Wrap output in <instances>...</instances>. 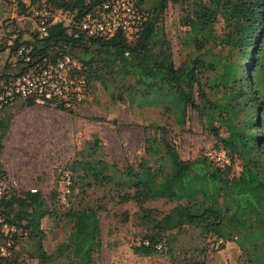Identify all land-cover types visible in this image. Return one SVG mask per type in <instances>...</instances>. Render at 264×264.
<instances>
[{
  "label": "trees",
  "instance_id": "obj_1",
  "mask_svg": "<svg viewBox=\"0 0 264 264\" xmlns=\"http://www.w3.org/2000/svg\"><path fill=\"white\" fill-rule=\"evenodd\" d=\"M30 1L33 5L34 0ZM103 1L43 0L52 15L47 35L38 37L36 27L19 29L13 25L10 33L14 35L8 44L7 37L3 39V47L17 63L12 72L0 75V81L42 65V58L54 62L68 55L80 66L74 75L85 80L79 105L88 97L90 81L99 79L106 85L114 76L132 77L143 102L160 103L162 111L179 126L187 109L195 111L201 127L213 137L208 148L225 150L229 163L215 167L204 153L180 159L163 136L150 135L143 139V151L160 164L142 159L135 166L126 164L117 169L114 163L94 156L100 141L92 135L86 151L66 163V198L71 196L73 203L68 205L67 199L65 209L56 207L64 174L49 197L37 189L7 187L0 195L1 223L32 240L39 264L60 257L62 264H93V253L100 247L98 216L96 207L83 206L81 195L92 187L111 186L114 193L108 199L115 203L133 201L142 211L140 219L146 222L149 232L133 247L134 252L149 255L162 251L171 264H200L184 257L179 263L169 244L172 230L192 226L203 238L220 239L218 249L224 242H232L248 252L251 264H264V0H134V7L144 16L137 33L130 37L119 32L110 37L84 36L77 29L80 18ZM167 1L185 3L180 25L190 34L197 51L176 66L160 25ZM14 3L17 14L32 15L20 0ZM216 23L221 24L220 31L215 29ZM73 31H77L76 36ZM21 45L28 50L17 55ZM206 71L214 78H203ZM24 103L31 105L33 99L26 98ZM6 129L7 120L0 118V139ZM234 163L238 165L236 174L231 173ZM155 200L171 206L164 212L143 207ZM48 217L71 223L66 240L50 253L42 247L40 227V220ZM121 220H126V214ZM15 237L13 233L11 238ZM13 261L15 258L0 255V264Z\"/></svg>",
  "mask_w": 264,
  "mask_h": 264
},
{
  "label": "rangeland",
  "instance_id": "obj_2",
  "mask_svg": "<svg viewBox=\"0 0 264 264\" xmlns=\"http://www.w3.org/2000/svg\"><path fill=\"white\" fill-rule=\"evenodd\" d=\"M33 3L31 7L34 10L45 9L43 0H34ZM14 4V0H0V75L12 72L17 63L16 57L9 56L5 45L3 47V39L7 37L8 44L14 35L10 33L13 25L19 29H32L36 25L33 12L27 17L17 14ZM184 7L185 3L167 1L160 21L174 66L197 54L190 34L180 25ZM51 16L49 14L48 19ZM215 29L220 31L221 24L216 23ZM203 78L212 79L214 75L206 71ZM105 84H101L99 79L90 81L86 101L75 105L72 112L60 110L55 103L46 101L33 100L31 105H26L24 100H15L4 106L0 111V118L7 120V129L0 139L2 193L7 187L37 189L49 197L56 188V182L64 173H69L66 163L86 151L92 135L100 141V148L96 149L94 156L114 163L117 169L126 164L135 166L142 159L151 165L160 164L159 160H153V156L144 153L145 136H163L183 160L203 155L212 145L213 137L201 127L195 111L187 109L183 125L179 126L162 111L160 103L143 102L132 77L123 79L114 76ZM146 99L152 100L150 97ZM99 117L102 120L97 119ZM237 170L238 165L234 163L231 173L236 174ZM113 193L111 186H104L89 188L81 195L83 206L96 207L98 216L100 247L93 253V264H171L162 251L149 255L133 251V247L138 246L149 232L146 222L140 219L142 211L133 201L115 203L109 200ZM59 195L56 207L63 210L67 204L62 205L58 201ZM67 199L68 205L74 201L71 196ZM170 206L171 203L164 200L143 204L145 208L163 212ZM124 214L126 220L122 221ZM70 226L71 223L64 218H42L43 249L50 253L57 243L65 241ZM13 231L12 227L4 226L0 221V235L9 241L4 257L15 258L12 264H39L34 257L32 240ZM13 233L16 235L14 239L11 238ZM4 238L0 240L1 245L5 242ZM169 244L172 255L179 263L184 257L186 261H198L200 264H251L247 251L242 252L232 242H224L223 247L218 249L220 243L203 238L199 230L192 226L172 230ZM61 260L60 257L46 264H62Z\"/></svg>",
  "mask_w": 264,
  "mask_h": 264
},
{
  "label": "built area",
  "instance_id": "obj_3",
  "mask_svg": "<svg viewBox=\"0 0 264 264\" xmlns=\"http://www.w3.org/2000/svg\"><path fill=\"white\" fill-rule=\"evenodd\" d=\"M20 1L28 6L36 16L35 27L38 37L46 36L50 23L49 12L46 9L34 10L30 0ZM133 2L134 0H105L80 18L77 29L86 37H110L116 32L130 37L139 31L144 20L143 14L134 7ZM72 33L76 36L77 31ZM27 50L21 45L17 50V55L26 53ZM27 60L28 56H25L24 61ZM42 62V65L37 64L25 73L0 81V111L13 100L26 98L53 102L64 107H74L82 99L85 80L81 75H74V72L80 68L75 59L63 55L54 62H46L44 58ZM204 155L215 167H223L229 163L227 153L221 148H207ZM62 180L63 186L59 201L62 205H66V193L68 192L66 184L69 182L67 173H64ZM1 194L2 188L0 189ZM220 242V239L214 240V243ZM8 245L9 241L5 238L4 244H0V255L5 256Z\"/></svg>",
  "mask_w": 264,
  "mask_h": 264
}]
</instances>
